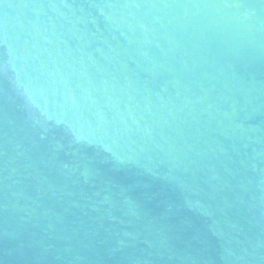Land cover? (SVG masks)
I'll list each match as a JSON object with an SVG mask.
<instances>
[{
  "label": "water",
  "instance_id": "water-1",
  "mask_svg": "<svg viewBox=\"0 0 264 264\" xmlns=\"http://www.w3.org/2000/svg\"><path fill=\"white\" fill-rule=\"evenodd\" d=\"M0 264H264V0H0Z\"/></svg>",
  "mask_w": 264,
  "mask_h": 264
}]
</instances>
